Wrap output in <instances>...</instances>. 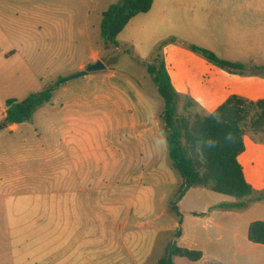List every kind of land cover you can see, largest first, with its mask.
Returning a JSON list of instances; mask_svg holds the SVG:
<instances>
[{
	"label": "rangeland",
	"instance_id": "374dc122",
	"mask_svg": "<svg viewBox=\"0 0 264 264\" xmlns=\"http://www.w3.org/2000/svg\"><path fill=\"white\" fill-rule=\"evenodd\" d=\"M121 3L0 0V124L7 99L54 87L29 120L0 129V264H157L179 245L182 215L233 200L205 188L176 200L183 179L147 65L166 60L178 116L211 113L210 91L264 95L252 21L264 0H154L107 42L103 12ZM192 44L246 68L220 67ZM97 60L105 68L65 80ZM245 135L254 200L264 190V133L247 126Z\"/></svg>",
	"mask_w": 264,
	"mask_h": 264
},
{
	"label": "trees",
	"instance_id": "16d2710c",
	"mask_svg": "<svg viewBox=\"0 0 264 264\" xmlns=\"http://www.w3.org/2000/svg\"><path fill=\"white\" fill-rule=\"evenodd\" d=\"M154 0H122L121 4L110 5L103 12L102 31L107 42L115 43L130 20L140 13H147ZM194 52L201 53L208 61L220 67L243 72L245 65L220 59L213 52L197 45H190ZM255 70H264L263 66H254ZM147 71L157 86V91L164 105V122L168 156L172 167L183 179L179 195L190 188H205L227 195L236 201L220 203L215 207L224 209L243 208L245 200L254 193L246 181L238 156L244 151L246 127L253 133H264V99L247 100L235 95L207 115H196L194 119L176 114V93L167 71L164 57L156 55L147 65ZM62 79V78H61ZM54 87L46 86L32 92L23 99L9 98L5 101L3 127L21 124L29 120L38 107L51 101ZM195 102L187 99L188 106ZM185 188V189H182ZM264 198V190L254 200ZM203 214V213H195ZM181 233L178 231L176 237ZM251 242L264 245V221H253L248 229ZM181 256L190 261L202 258V252L170 244L167 256L159 264H173L172 257Z\"/></svg>",
	"mask_w": 264,
	"mask_h": 264
},
{
	"label": "crops",
	"instance_id": "0c3cea01",
	"mask_svg": "<svg viewBox=\"0 0 264 264\" xmlns=\"http://www.w3.org/2000/svg\"><path fill=\"white\" fill-rule=\"evenodd\" d=\"M249 9H251V7H249ZM254 9L255 12H257L256 14H260L263 16V17L255 16L252 18L253 23L257 24L255 36L256 38H258L255 41V44L258 46V50L255 53L256 55L255 58H257L259 64H256L255 66L264 67V61H261L264 60V4L259 5ZM235 31H237L236 28L232 30V34H236L237 32ZM262 45L263 48H260V46ZM231 62H238V61H231ZM81 67L82 65H80V68ZM166 67L171 78V74L170 71L168 70L167 63H166ZM255 71H259V70H255ZM260 71H264V70H260ZM232 95L245 98L251 101L264 99V95H261L259 92L257 94V92H254L252 90L241 89V90H229L224 93L223 92L219 93L218 90L214 92L211 91L206 92L203 95V101L207 104L206 106L209 110L213 109L214 111ZM244 137L247 138L249 142H252L251 140L252 137H248L246 135H244ZM243 140H244L245 149L238 156V161L242 166L246 181L253 188V182L251 181V179L254 178L255 174L253 169L251 168L252 163L246 154L247 148H246L245 139L243 138ZM232 199L233 200L230 202H223V203H231L236 201L234 198ZM262 200L249 201L248 203H247L248 200H245L244 202L246 206L243 208H233V209L221 208L224 210L211 211L207 213L190 211L187 215H182L181 229L179 230L181 235L177 237V241H176L179 243L178 246L190 250H198L202 252V258L198 261H190L191 264H208V263L210 264L211 261H218L220 264H264V245L251 242L248 238V229L250 224L253 221H257V220L264 221V218L259 217L264 214V211H260L258 208V205ZM254 211L257 212L258 216L257 214H254ZM195 213H203V214L201 215ZM177 227H178V223H175V225L172 226V230L177 229ZM166 256H167V252H165L160 257V260L165 258ZM182 258L183 257L181 256H173L172 257L173 264L176 261H182ZM160 260L157 261V264L160 263Z\"/></svg>",
	"mask_w": 264,
	"mask_h": 264
},
{
	"label": "water",
	"instance_id": "95a60500",
	"mask_svg": "<svg viewBox=\"0 0 264 264\" xmlns=\"http://www.w3.org/2000/svg\"><path fill=\"white\" fill-rule=\"evenodd\" d=\"M103 68H105L104 63L102 61H100V60H97L93 64H90L85 70H82L78 74H76L74 76H71L69 78H66L65 80H68V79H71V78H76V77L83 76V75H87L90 72L98 71V70L103 69ZM1 128H3V125L0 124V129Z\"/></svg>",
	"mask_w": 264,
	"mask_h": 264
}]
</instances>
